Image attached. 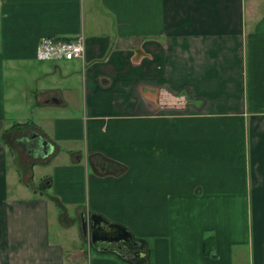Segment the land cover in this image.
I'll return each instance as SVG.
<instances>
[{
    "label": "crops",
    "instance_id": "0c3cea01",
    "mask_svg": "<svg viewBox=\"0 0 264 264\" xmlns=\"http://www.w3.org/2000/svg\"><path fill=\"white\" fill-rule=\"evenodd\" d=\"M77 35L83 59H37ZM50 205L146 253L89 264H264V0H0V264H85L51 241Z\"/></svg>",
    "mask_w": 264,
    "mask_h": 264
},
{
    "label": "rangeland",
    "instance_id": "374dc122",
    "mask_svg": "<svg viewBox=\"0 0 264 264\" xmlns=\"http://www.w3.org/2000/svg\"><path fill=\"white\" fill-rule=\"evenodd\" d=\"M16 125V124H15ZM13 125V129L15 131H23L27 127L31 126L29 122H25L24 124H20L21 127L18 129ZM33 144V143H32ZM24 144H16L14 146L16 157L13 161L11 159V154L9 155V161L12 163L14 162L16 169H18L17 178L22 179L24 183L28 184V176L31 175V165L33 164V158L28 155V152H30V149H28V152L26 150L23 151ZM14 155V154H13ZM10 166V165H9ZM52 167L45 168V165H38L35 167L34 170V185L36 187L44 186L45 181L43 180L45 175H50L52 171ZM26 169V170H24ZM16 171V170H15ZM30 179V178H29ZM10 180V178H9ZM11 183V180H10ZM52 191L50 190L49 193ZM52 205V204H51ZM49 206V231H50V239L53 242L58 241L59 243H62L67 249H79L83 248L84 251L87 253V259H85V264H89L92 256L94 253L92 249V245L90 243L89 236H84L83 232L81 230V219H82V212L80 213L79 218L76 213L79 212L75 208V206H66L65 209L56 208L55 205ZM85 204H79L78 206L84 207ZM76 206V207H78ZM207 241V239H205ZM204 241V244H205ZM151 243V241H150ZM113 246H117L113 244ZM138 248V247H137ZM92 249V250H91ZM91 250V254H90ZM139 264H144L140 262Z\"/></svg>",
    "mask_w": 264,
    "mask_h": 264
},
{
    "label": "water",
    "instance_id": "95a60500",
    "mask_svg": "<svg viewBox=\"0 0 264 264\" xmlns=\"http://www.w3.org/2000/svg\"><path fill=\"white\" fill-rule=\"evenodd\" d=\"M100 163L102 169L114 170L115 165L106 164L101 159H97ZM81 219V230L84 236H89L90 243L93 247L98 248L97 243H121V244H131L136 245V242L132 239L131 234L120 225L109 224L103 218L97 215H91L88 219L82 214ZM132 255V260H145L146 253L138 250L130 253Z\"/></svg>",
    "mask_w": 264,
    "mask_h": 264
},
{
    "label": "built area",
    "instance_id": "2783aa9c",
    "mask_svg": "<svg viewBox=\"0 0 264 264\" xmlns=\"http://www.w3.org/2000/svg\"><path fill=\"white\" fill-rule=\"evenodd\" d=\"M36 55L43 61L81 60L84 57L83 37H43L38 42Z\"/></svg>",
    "mask_w": 264,
    "mask_h": 264
},
{
    "label": "flooded vegetation",
    "instance_id": "af4514ba",
    "mask_svg": "<svg viewBox=\"0 0 264 264\" xmlns=\"http://www.w3.org/2000/svg\"><path fill=\"white\" fill-rule=\"evenodd\" d=\"M34 146H35V150L36 151H41L40 148L42 147V144L37 143ZM97 244H98V248H102V249L105 250L104 246H106L107 243L104 242V243H97ZM113 244H115V243H109V245H113ZM115 245H117L116 248L117 249H120L121 253H124L126 255V257L129 256V258L131 260H132V255L130 253L135 252V251H138V249H137V247H135V245H131L129 243H127V244L117 243Z\"/></svg>",
    "mask_w": 264,
    "mask_h": 264
},
{
    "label": "trees",
    "instance_id": "16d2710c",
    "mask_svg": "<svg viewBox=\"0 0 264 264\" xmlns=\"http://www.w3.org/2000/svg\"><path fill=\"white\" fill-rule=\"evenodd\" d=\"M15 127H17L19 129L21 127V125L20 124H16ZM207 241H208V239H207ZM207 241H205V245L207 244ZM205 253L206 254L209 253V251L206 249V246H205Z\"/></svg>",
    "mask_w": 264,
    "mask_h": 264
}]
</instances>
